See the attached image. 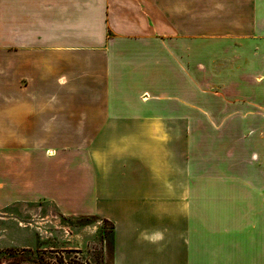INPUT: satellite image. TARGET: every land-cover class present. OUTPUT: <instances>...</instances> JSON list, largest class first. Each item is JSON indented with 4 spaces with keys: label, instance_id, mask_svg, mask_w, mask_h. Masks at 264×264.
<instances>
[{
    "label": "crops",
    "instance_id": "0c3cea01",
    "mask_svg": "<svg viewBox=\"0 0 264 264\" xmlns=\"http://www.w3.org/2000/svg\"><path fill=\"white\" fill-rule=\"evenodd\" d=\"M24 204L110 222L113 264H264V0H0Z\"/></svg>",
    "mask_w": 264,
    "mask_h": 264
},
{
    "label": "rangeland",
    "instance_id": "374dc122",
    "mask_svg": "<svg viewBox=\"0 0 264 264\" xmlns=\"http://www.w3.org/2000/svg\"><path fill=\"white\" fill-rule=\"evenodd\" d=\"M13 212L11 219H5L9 215L0 212L3 264L12 263L13 255H28L25 249L34 250L40 264L44 260L61 264L60 259L64 264H113L110 222L95 216H63L50 205L24 204Z\"/></svg>",
    "mask_w": 264,
    "mask_h": 264
},
{
    "label": "trees",
    "instance_id": "16d2710c",
    "mask_svg": "<svg viewBox=\"0 0 264 264\" xmlns=\"http://www.w3.org/2000/svg\"><path fill=\"white\" fill-rule=\"evenodd\" d=\"M24 252L28 253V255H22L21 257H17V256H12L14 258V261L12 263H8V264H40L37 259L35 258V251L32 249H28V250H24ZM60 263L64 264L63 259H60ZM44 264H55L51 261H47L45 262L44 260Z\"/></svg>",
    "mask_w": 264,
    "mask_h": 264
}]
</instances>
